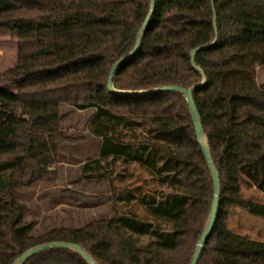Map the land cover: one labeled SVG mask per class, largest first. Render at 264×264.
I'll list each match as a JSON object with an SVG mask.
<instances>
[{"label":"trees","instance_id":"16d2710c","mask_svg":"<svg viewBox=\"0 0 264 264\" xmlns=\"http://www.w3.org/2000/svg\"><path fill=\"white\" fill-rule=\"evenodd\" d=\"M149 11L150 0H0V30L17 37L16 63L0 73V264L50 242L79 245L97 264H190L213 183L185 98L107 88ZM263 65L264 0H154L137 52L112 78L115 90L133 92L187 90L205 80L192 96L220 194L197 264H264V243L227 226L236 207L264 219V206L240 195L242 184L264 194V85L256 83ZM61 105L94 111L88 132L101 139L99 154L81 175L106 178L121 164L113 196L123 208L109 220L32 237L11 189L48 179L58 145L76 141L59 129ZM134 165L160 189L147 194L128 185ZM137 202L145 216L128 210ZM25 264L87 263L54 249Z\"/></svg>","mask_w":264,"mask_h":264},{"label":"rangeland","instance_id":"374dc122","mask_svg":"<svg viewBox=\"0 0 264 264\" xmlns=\"http://www.w3.org/2000/svg\"><path fill=\"white\" fill-rule=\"evenodd\" d=\"M17 57V37L0 30V73L12 68ZM256 83L264 85V65L256 68ZM12 89L10 86H6ZM59 129L63 136L75 142L58 145L55 163L48 179L29 186L16 185L11 189L15 201L23 206V221L30 225L29 236L38 237L54 229H79L94 221L109 220L123 204H115L113 193L118 187L115 175L122 165L111 169L106 178L86 180L81 175L85 162L98 158L100 140L88 132L94 114L92 109L79 111L69 105L59 108ZM134 177L127 181L140 187L143 193L159 190L154 178L144 169L134 165L128 168ZM240 195L255 204L264 206V194L254 187L242 184ZM129 211L145 216L146 210L138 202ZM228 229L251 240L264 242V220L242 208H234L227 221ZM142 243L147 238L141 239Z\"/></svg>","mask_w":264,"mask_h":264},{"label":"water","instance_id":"95a60500","mask_svg":"<svg viewBox=\"0 0 264 264\" xmlns=\"http://www.w3.org/2000/svg\"><path fill=\"white\" fill-rule=\"evenodd\" d=\"M153 7H154V0H150V11H149V14L147 15L143 25L141 26L139 33H138V39H137L135 48L127 57L117 61L114 64V66L111 68L110 73H109V77H108V81H107V88L111 93L116 94V95H129V96L151 95V94H158V93H163V92L176 91V92H178L184 96L185 101H186L187 106H188L191 121L193 123L195 137H196V139H197V141H198V143L202 149V152H203L205 161L207 163V166L210 169L211 177H212V183H213V196H212V202H211V206H210L208 219H207L206 225L202 231V234L197 241L193 257L190 261V264H197L198 260H199V256L201 254V251L203 250L204 244H205L208 236L211 233V230H212L215 218H216V212H217L218 200H219V194H220L219 174L215 168V165L213 163L210 151L207 147L204 131H203L201 120H200V116L198 114V111H197V108L195 106L193 96H192V92L194 91V89H196L199 86L204 85L205 80H203L201 85L193 86L187 90L176 87V86H168V87H160V88H156V89H152V90H148V91H139V92L119 91V90H115L113 88V84H112V78H113L114 72L117 69V67L119 65H121L123 62L130 60L134 56V54L137 52V50L140 46V42H141V38L143 36V32L145 31V29L148 25V21H149V18L151 16V11H152ZM213 26L216 27V17L215 16H213ZM191 66L193 68H196L193 58H191ZM54 249L73 251L76 254H78L87 264H97L96 261L93 259V257L89 253H87V251L84 250L82 247H80L79 245L73 244V243H65V242H50V243H44V244L36 245V246L28 249L24 253H22L18 258H16L13 261L12 264H25L29 259H31L35 255H38V254L43 253L45 251L54 250Z\"/></svg>","mask_w":264,"mask_h":264},{"label":"crops","instance_id":"0c3cea01","mask_svg":"<svg viewBox=\"0 0 264 264\" xmlns=\"http://www.w3.org/2000/svg\"><path fill=\"white\" fill-rule=\"evenodd\" d=\"M99 139V138H98ZM100 140V144H101V139H99ZM99 148H100V146H99ZM263 206V205H262ZM248 212V211H247ZM256 217V216H255ZM257 218H260V217H257ZM260 219H263V218H260ZM264 220V219H263ZM251 240V239H250ZM252 241H254V240H252ZM255 242H260V241H256L255 240ZM260 243H264V242H260Z\"/></svg>","mask_w":264,"mask_h":264}]
</instances>
